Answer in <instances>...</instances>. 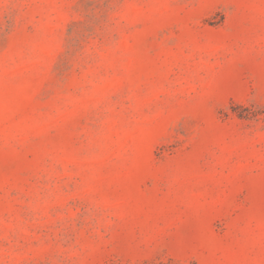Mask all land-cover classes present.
Wrapping results in <instances>:
<instances>
[{"label": "rangeland", "instance_id": "1", "mask_svg": "<svg viewBox=\"0 0 264 264\" xmlns=\"http://www.w3.org/2000/svg\"><path fill=\"white\" fill-rule=\"evenodd\" d=\"M0 264H264V0H0Z\"/></svg>", "mask_w": 264, "mask_h": 264}]
</instances>
